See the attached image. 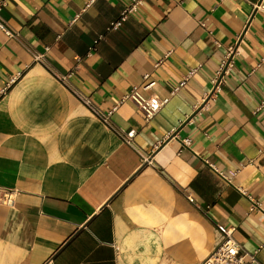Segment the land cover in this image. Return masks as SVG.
<instances>
[{"label": "crops", "instance_id": "0c3cea01", "mask_svg": "<svg viewBox=\"0 0 264 264\" xmlns=\"http://www.w3.org/2000/svg\"><path fill=\"white\" fill-rule=\"evenodd\" d=\"M4 1L0 264H202L217 224L264 264V0Z\"/></svg>", "mask_w": 264, "mask_h": 264}, {"label": "built area", "instance_id": "2783aa9c", "mask_svg": "<svg viewBox=\"0 0 264 264\" xmlns=\"http://www.w3.org/2000/svg\"><path fill=\"white\" fill-rule=\"evenodd\" d=\"M142 1L143 0H131L130 3L122 10L119 18L110 23L109 29H116L120 27L130 14L135 13L138 10L139 6L142 4ZM4 3V0H0V9L4 5ZM0 27L7 33H10L1 21ZM97 41L98 39L95 40V43H97ZM234 52L235 50L233 48H230L221 61V64L217 69L214 78L212 79L213 92L218 91L220 89V86L225 82L226 76L230 71L232 56ZM42 59L43 55H35V60L41 61ZM51 72L58 80L65 84L72 91L75 97L79 101H81L96 117H98L106 124L110 123L111 112H103L97 105L92 102V100L88 96H86L80 90L72 87L68 83V79L71 76V73L64 75L54 70H51ZM122 100H132L142 111L147 121L152 119L167 102V99L154 97L146 98L137 90L136 87H133L127 94H125ZM134 134V130L128 131L127 133H125V135H123V138L125 141H127V143H130V140L134 136ZM183 143L188 145L189 141L186 139L183 140ZM237 171L238 169L235 172ZM187 199L190 202H194V198L191 194L187 195ZM2 202L9 206L13 205V194H4ZM255 204L258 203L255 202ZM217 228L223 234V241L214 249V251L209 255V257H207V259H205L202 264H263L257 257L258 251L248 252L238 241L234 239L233 228H227L221 224H217Z\"/></svg>", "mask_w": 264, "mask_h": 264}]
</instances>
